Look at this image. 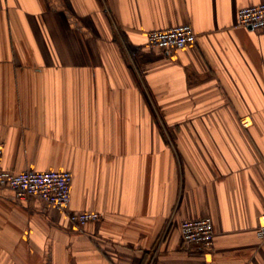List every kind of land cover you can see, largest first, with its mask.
I'll return each mask as SVG.
<instances>
[{"label": "crops", "instance_id": "0c3cea01", "mask_svg": "<svg viewBox=\"0 0 264 264\" xmlns=\"http://www.w3.org/2000/svg\"><path fill=\"white\" fill-rule=\"evenodd\" d=\"M262 2L0 0V168L69 170L102 214L0 186V264H264V30L237 24ZM185 23L178 59L148 45ZM205 216L210 261L180 233Z\"/></svg>", "mask_w": 264, "mask_h": 264}, {"label": "built area", "instance_id": "2783aa9c", "mask_svg": "<svg viewBox=\"0 0 264 264\" xmlns=\"http://www.w3.org/2000/svg\"><path fill=\"white\" fill-rule=\"evenodd\" d=\"M238 26L264 30V2L246 6L238 12ZM151 48L165 52L171 59H178V50L197 43L198 33L191 23L166 29L151 30L147 34ZM245 127L251 124L248 116L242 118ZM4 156V143L0 141V163ZM73 174L69 170H33L20 172L0 168V186L12 189L19 198L37 197L45 203L67 213L79 229L89 222L99 221L102 214L95 211H72L71 191ZM181 239L186 244H197L203 249L206 260L212 259L215 241L213 219L209 216L187 219L180 225ZM258 235L264 238V213L258 217Z\"/></svg>", "mask_w": 264, "mask_h": 264}, {"label": "trees", "instance_id": "16d2710c", "mask_svg": "<svg viewBox=\"0 0 264 264\" xmlns=\"http://www.w3.org/2000/svg\"><path fill=\"white\" fill-rule=\"evenodd\" d=\"M146 98H147V95H146ZM152 112H153V109H152Z\"/></svg>", "mask_w": 264, "mask_h": 264}, {"label": "rangeland", "instance_id": "374dc122", "mask_svg": "<svg viewBox=\"0 0 264 264\" xmlns=\"http://www.w3.org/2000/svg\"><path fill=\"white\" fill-rule=\"evenodd\" d=\"M149 45V44H148Z\"/></svg>", "mask_w": 264, "mask_h": 264}]
</instances>
